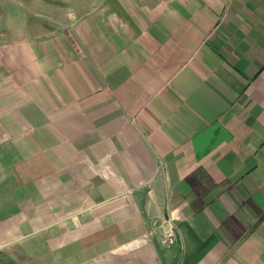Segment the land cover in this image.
<instances>
[{"label": "crops", "instance_id": "0c3cea01", "mask_svg": "<svg viewBox=\"0 0 264 264\" xmlns=\"http://www.w3.org/2000/svg\"><path fill=\"white\" fill-rule=\"evenodd\" d=\"M98 11L0 1V251L264 264V0Z\"/></svg>", "mask_w": 264, "mask_h": 264}, {"label": "rangeland", "instance_id": "374dc122", "mask_svg": "<svg viewBox=\"0 0 264 264\" xmlns=\"http://www.w3.org/2000/svg\"><path fill=\"white\" fill-rule=\"evenodd\" d=\"M14 2L21 8L23 6L26 13L34 9L35 18L37 19V15H40L41 27L46 31L49 28L48 25L56 18L60 19L61 16H68L69 20L76 21L100 12L98 11L100 10V0H14ZM86 8L89 10L85 11ZM73 14L76 16H73ZM26 21L32 23V17L26 18ZM166 221L162 222V225ZM21 254L23 255L22 260L17 257L16 251H9V255L4 251H0V264H23L28 257L30 258L29 262L34 264H43L44 262L54 264L56 262L54 255L50 256L49 253H46V260L43 261L37 254L33 253V249L21 252ZM31 257H34V259H31Z\"/></svg>", "mask_w": 264, "mask_h": 264}, {"label": "built area", "instance_id": "2783aa9c", "mask_svg": "<svg viewBox=\"0 0 264 264\" xmlns=\"http://www.w3.org/2000/svg\"><path fill=\"white\" fill-rule=\"evenodd\" d=\"M163 230L161 244L165 247L173 246L176 243L175 227L173 223L170 220H167L163 224Z\"/></svg>", "mask_w": 264, "mask_h": 264}]
</instances>
